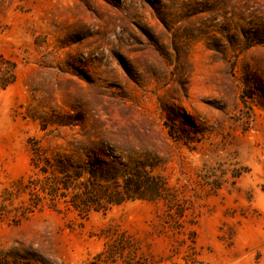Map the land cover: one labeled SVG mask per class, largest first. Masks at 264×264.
<instances>
[{"label":"rangeland","instance_id":"1","mask_svg":"<svg viewBox=\"0 0 264 264\" xmlns=\"http://www.w3.org/2000/svg\"><path fill=\"white\" fill-rule=\"evenodd\" d=\"M0 264H264V0H0Z\"/></svg>","mask_w":264,"mask_h":264},{"label":"trees","instance_id":"2","mask_svg":"<svg viewBox=\"0 0 264 264\" xmlns=\"http://www.w3.org/2000/svg\"><path fill=\"white\" fill-rule=\"evenodd\" d=\"M38 161L34 159V165H36L35 167L39 170L36 178H30L27 183L22 184L19 189L21 193L29 195V198H27L29 201L27 207L28 211H33L46 202L49 203V207H55V200L59 197H66V192L72 189V185L80 178V176L75 173L69 175L63 168L50 169L51 163L48 160H45V167L40 166ZM90 179L95 183H99L97 175L91 174ZM98 185L99 184L93 185L92 188L84 186L90 190H87L83 198L77 196L72 200L71 205L80 214H88L91 210L97 211L95 205H97L98 202H96L94 198L99 190L101 194L103 193L102 196L104 198L102 199H105L109 204H120L124 201L143 198L141 196V193H143L141 192L142 190L136 187L131 189L129 186H125L121 191L105 192V190L101 189ZM99 200L101 199L99 198Z\"/></svg>","mask_w":264,"mask_h":264}]
</instances>
